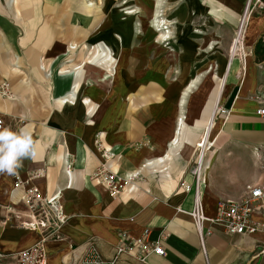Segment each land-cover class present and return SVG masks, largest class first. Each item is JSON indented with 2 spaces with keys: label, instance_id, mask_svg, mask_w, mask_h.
Here are the masks:
<instances>
[{
  "label": "crops",
  "instance_id": "1",
  "mask_svg": "<svg viewBox=\"0 0 264 264\" xmlns=\"http://www.w3.org/2000/svg\"><path fill=\"white\" fill-rule=\"evenodd\" d=\"M259 1L264 2L182 0L173 20L165 18L170 35L175 29L180 33L174 45L188 53L198 44L193 38L199 29L209 32V48L220 38L228 45L249 5L244 33L239 29L242 53L228 59L217 75L216 103L230 113H214L207 121L201 114L210 75L202 80L199 73L190 90L197 87V98L182 105L193 80L182 70L183 77L168 80L171 54L152 43L126 40L118 25L107 22V6L81 7L80 0L76 5L73 0H16L11 8L8 0H0V115L14 130L30 128L37 153L17 172L42 195L61 192L65 220L43 242L45 264H76L90 238L104 257H112L120 231L137 236L144 228L165 254L151 253L141 260L130 250L122 252L116 264H264V202L254 213L262 222L254 232H230L210 220L219 199H239L248 186L264 181V116L257 113L259 102L251 96L264 90V8L258 7ZM104 17L99 36L92 37V28ZM99 41L109 44L117 59L112 78L85 63L91 56L87 46ZM238 42L241 45L240 37ZM72 45L79 47L70 50ZM160 51L162 57L156 58ZM210 54L221 60L219 50ZM82 62V70L71 69ZM214 86H208V92ZM184 111L186 121L181 120ZM179 113L184 125L175 132ZM205 136L212 143L197 187L192 173L195 146ZM103 151L120 174L135 172L115 196L92 176ZM143 162L148 168L136 170ZM12 187L13 175L0 174V264H20L14 255L41 238L40 231L12 223L26 219L17 213L26 206L14 200ZM196 198L204 214L200 231L191 214ZM8 205L13 207L11 224L1 222Z\"/></svg>",
  "mask_w": 264,
  "mask_h": 264
},
{
  "label": "built area",
  "instance_id": "2",
  "mask_svg": "<svg viewBox=\"0 0 264 264\" xmlns=\"http://www.w3.org/2000/svg\"><path fill=\"white\" fill-rule=\"evenodd\" d=\"M257 5L261 9L264 8V2L262 1H259ZM249 12H251V10L249 11L248 5L241 20V25L238 28H242L243 33L247 24ZM234 42L235 39L231 49V57L242 53V45L238 42L237 46L234 48ZM251 96L259 102L257 113L264 116V90L263 93L256 92ZM217 113H225V115L228 116L230 109L218 103L215 109V115ZM4 127L12 128L9 123H6L3 115H0V128ZM204 147L203 141H198L195 151L201 153ZM207 148L208 146L206 149ZM102 154L104 159L94 170L93 176L106 187L111 195L115 196L124 189L127 183L131 182L132 177L130 175H122L117 170L111 168L109 164L111 155L105 153V151H103ZM203 156H201L199 163L194 160L192 168L197 187L200 181ZM26 182L27 181L21 177L19 172L13 175L11 193H13L14 200H20L26 206L25 212L17 211V213L23 214L26 219L16 223L14 221L12 223L27 229L40 231L41 238L35 243L19 250L14 256L20 264H45L46 258L43 242L65 220L59 200L61 192L58 190L50 195H42L36 187L33 185H26ZM262 202H264V181L248 186L247 191L239 199H219L217 201L216 214L211 217L210 220L230 232L243 234L254 232L258 229L259 225L262 224L261 221H258L254 217V213L260 211ZM12 210V205L6 206L4 217L1 219L2 223L9 222V224H11L9 215ZM191 214L200 231L201 220L204 218V214L197 198L196 205L191 211ZM52 222L53 225L50 226ZM148 235V228H144L137 236H131L128 235L126 231H120L119 240L116 244V252L109 258L102 255L96 240L90 238L86 241L82 254L77 257L76 264H116L119 255L122 252H128L130 250H134L141 260H145L151 253L165 254V250L160 242L157 240H150Z\"/></svg>",
  "mask_w": 264,
  "mask_h": 264
},
{
  "label": "rangeland",
  "instance_id": "3",
  "mask_svg": "<svg viewBox=\"0 0 264 264\" xmlns=\"http://www.w3.org/2000/svg\"><path fill=\"white\" fill-rule=\"evenodd\" d=\"M73 2L75 3V5L77 4V0H73ZM157 2L158 0H80V6L87 7V8L91 7L92 9L99 8V6H107L108 8V16H106L107 22L109 23L112 22L115 26L118 25V28H120L123 31V35H125L126 40L131 39V43L135 42L137 44L152 43L153 46H155L156 48H160V50L165 48L166 52L171 54V58H170L171 63L168 62L170 64V65L168 64L169 65L168 69L171 66L170 71L172 75L170 77H167L168 80L176 81L177 79L183 77V75L180 74L182 70V71H185V74H187L185 77H187V79L190 82L198 78L196 80V84H197V81L200 80V77L198 76H201L199 73H203L204 75V77L202 76V80H203V78H206L208 76L207 74H209L210 72L209 70L213 71L214 74L212 75L215 78H212V75L210 76L211 82L207 85V87L214 84V82H212L213 79L215 81V86L212 92H208L209 89L206 87V90L204 91V102H203L204 106H203L202 114H201L203 118L209 121L210 118L215 113L216 104H217L216 102H217V93H218V85H219V78L217 77V75L220 76L223 73L225 63H227V60L231 58V49H232L234 39H235L234 48L237 46L238 37H240L241 45H243V40H242L240 31L237 28L238 30L236 29L237 31L233 32V36L231 40L229 41L228 45L224 43L225 40L223 41V39L220 38L219 40H216L214 45L209 48V44L207 43V40L205 41V37H207L206 35L209 36V32L207 33L206 30L199 29V34H197L198 36L193 38L194 41L198 43V44H195V49L192 52L184 53L183 51L179 50V48L175 46L173 43L176 40V37L180 35L179 31L177 29L175 30L171 29L173 32L172 34L173 37H172L170 33H168L170 30H169V25L167 23L168 20H166V19L173 20V18L175 17V13H176L175 11L182 4V0H162V2H160L161 3L160 7L157 8V10L159 11V16H156V15L154 16V13L157 7ZM15 3H16V0H8V4L11 6V8H13ZM79 9H80L79 7L76 8L75 10L76 15L79 14L80 12ZM83 14L84 12L82 10L81 16H83ZM243 15L244 14H242V18H243ZM103 16L104 15H102L101 17ZM153 19L156 20V23L157 21H160V20L162 22L164 21L166 25H164V27L161 26L159 28L155 26L156 30H153V27H152ZM104 21H105V17L103 18L102 22L100 20L97 24H95V27H93L91 30L92 37H96L97 35L99 36V33L101 31L99 27ZM162 22L160 24H162ZM189 22L193 24L200 23L197 20H190ZM172 25L174 27L178 26V22ZM120 26H122L123 29ZM165 28L166 30H164ZM41 33H42L43 38L47 39L46 33H44V31ZM109 33L110 31L108 32V34ZM163 33H166L167 35H169L170 38L171 37L172 38L171 39L168 38L167 40H165V42L158 41L159 38L160 40H164L159 36ZM115 37L117 36H114V38ZM146 44L143 47H148ZM107 45L110 46L105 41L104 42L99 41L94 46L93 44H90L89 46H87L89 50V55L91 53V56L86 58L85 63L97 65V66H92L93 71H94L93 67H95L96 69H101V70L104 69L105 71L104 75L112 78L116 73L115 68L117 65V59L113 55L112 49L109 48ZM78 47L79 46H77L76 48V45H72L70 46V50H74L75 48L78 49ZM213 50L220 51L221 60L215 59V58L212 59L214 55L213 54L211 55L210 53ZM163 52L164 51L157 52L155 57L156 58H160V56L162 57ZM64 57H68V53H66ZM161 61H157V63H160ZM42 64H44V67L47 69L45 63H42ZM83 64H84L83 62L80 64H77L74 67H71V69L80 71L83 69ZM173 65L176 66L175 69L172 68ZM50 68L51 67H48L49 70H51ZM61 69L64 71L69 68L62 67ZM94 80H96V78ZM181 89L178 92L177 102L181 95V91H182ZM197 94H198L197 87H195L193 88L192 91L189 92L187 100L193 101V99L197 98ZM93 103L96 104V102H93ZM179 115L180 113L177 116V125L174 129L175 132H180V129L184 125L182 123L180 124ZM183 115L186 116L185 111ZM184 120L186 121V119ZM209 140L210 142L208 144V136L204 137L203 139V143L205 146L204 150L206 149L207 145L209 146L212 143V140L211 139ZM175 144L178 145V148L180 147L177 142ZM180 149L181 148H179V150ZM195 150H196V146H195ZM194 155H195L194 160L198 161L199 153L195 151ZM143 164L144 162L141 164L140 167H137L136 170H139L142 168L143 169L148 168V166H143ZM144 165H147V164H144ZM158 166L160 167L161 165H158ZM133 174L130 176L132 177Z\"/></svg>",
  "mask_w": 264,
  "mask_h": 264
},
{
  "label": "clouds",
  "instance_id": "4",
  "mask_svg": "<svg viewBox=\"0 0 264 264\" xmlns=\"http://www.w3.org/2000/svg\"><path fill=\"white\" fill-rule=\"evenodd\" d=\"M36 147L29 127L0 128V174L15 175L26 159L36 158Z\"/></svg>",
  "mask_w": 264,
  "mask_h": 264
},
{
  "label": "bare ground",
  "instance_id": "5",
  "mask_svg": "<svg viewBox=\"0 0 264 264\" xmlns=\"http://www.w3.org/2000/svg\"><path fill=\"white\" fill-rule=\"evenodd\" d=\"M160 2H162V0H158V2H157V7H156V10H155L154 16H155V15H156V16H159V11L157 10V8L160 7V5H161ZM161 22H162V21L160 20V21H157V23H156V20L153 19V24H152L153 30H156L155 26H156L157 28H159V27H161V26L166 25V23H164V21L162 22V24H160ZM163 23H164V24H163ZM167 29H168V28H167ZM164 30H166V28H165ZM168 33H170V31H169ZM159 36H160L162 39H164V40H167L168 38H170L169 35H167L166 33H163V34H161V35H159ZM209 71H210V72H209V75H210V76H211L212 74H214L213 71H211V70H209ZM212 78H215V77L212 75ZM197 79H198V78H196L195 80H193V81L191 82V85H189V87L184 91L183 96H182L181 101H180V102L182 103V105L185 106V103H186V100H187L188 94H189V92H190V90H191L193 84H195V82H196ZM214 85H215V83H214ZM184 119H186V116H184V115L182 114V116H181V120H184ZM205 152H206V150L204 151V153L202 154V156L205 155ZM203 158H204V156H203ZM200 159H201V156L199 155V157H198V161H197L198 163L200 162Z\"/></svg>",
  "mask_w": 264,
  "mask_h": 264
}]
</instances>
